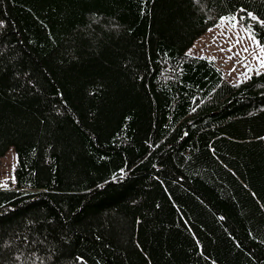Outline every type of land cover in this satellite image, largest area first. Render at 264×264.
I'll use <instances>...</instances> for the list:
<instances>
[{
    "label": "trees",
    "instance_id": "16d2710c",
    "mask_svg": "<svg viewBox=\"0 0 264 264\" xmlns=\"http://www.w3.org/2000/svg\"><path fill=\"white\" fill-rule=\"evenodd\" d=\"M248 12L264 0H0V264H264V71L187 51L229 15L264 45Z\"/></svg>",
    "mask_w": 264,
    "mask_h": 264
},
{
    "label": "rangeland",
    "instance_id": "374dc122",
    "mask_svg": "<svg viewBox=\"0 0 264 264\" xmlns=\"http://www.w3.org/2000/svg\"><path fill=\"white\" fill-rule=\"evenodd\" d=\"M231 16H234L235 20H219L197 38L187 51L212 60L226 79L236 82L247 78L253 72L264 71V68L259 65L257 57H260V50L251 39L249 30L240 24L235 15ZM14 48L18 52L15 59L23 55L16 46ZM6 55L9 56L10 53L7 51ZM15 69L17 65L13 68ZM37 73V70L36 72L33 70V74ZM15 167L16 153L14 146L11 145L0 157V181L3 182L0 183V189L15 187Z\"/></svg>",
    "mask_w": 264,
    "mask_h": 264
},
{
    "label": "snow or ice",
    "instance_id": "6c2138e0",
    "mask_svg": "<svg viewBox=\"0 0 264 264\" xmlns=\"http://www.w3.org/2000/svg\"><path fill=\"white\" fill-rule=\"evenodd\" d=\"M247 15L249 17H251L253 20H256L262 27H264V20H260L259 17H257L252 12H248ZM219 19L220 20H225V19L235 20V17L234 16H231V15L230 16H220ZM3 23H4V21L3 20H0V24H3ZM251 39L259 47L260 57H264V45L259 44V42L256 41V37L254 35L251 36ZM221 51H223V50L221 49ZM245 51H247V49H245ZM260 57H257V59L259 60V65H260V67L264 68V59H261ZM193 111H194V109H193ZM260 139H264V137H260ZM120 171L123 172V169H120ZM0 183H3V182L0 181ZM78 259L83 260V257H78Z\"/></svg>",
    "mask_w": 264,
    "mask_h": 264
}]
</instances>
